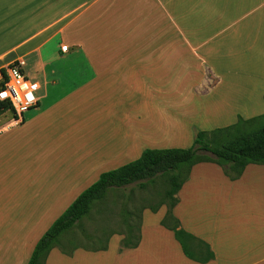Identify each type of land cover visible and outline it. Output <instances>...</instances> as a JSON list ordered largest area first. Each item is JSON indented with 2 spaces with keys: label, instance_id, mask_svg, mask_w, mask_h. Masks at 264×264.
<instances>
[{
  "label": "crops",
  "instance_id": "crops-1",
  "mask_svg": "<svg viewBox=\"0 0 264 264\" xmlns=\"http://www.w3.org/2000/svg\"><path fill=\"white\" fill-rule=\"evenodd\" d=\"M15 59L38 90L19 117L0 111V264H26L100 173L188 137L186 118L166 111L165 85L213 80L193 97L220 105L222 127L264 114V0H0V69ZM176 196L180 228L213 254L204 264H264V165L229 180L194 164ZM157 211L141 212L134 248L118 251L114 234L103 251L52 248L44 264H199Z\"/></svg>",
  "mask_w": 264,
  "mask_h": 264
},
{
  "label": "trees",
  "instance_id": "trees-1",
  "mask_svg": "<svg viewBox=\"0 0 264 264\" xmlns=\"http://www.w3.org/2000/svg\"><path fill=\"white\" fill-rule=\"evenodd\" d=\"M0 74L1 86L4 78L2 69ZM206 77L210 78L208 73ZM3 110L14 115L7 103L0 102V111ZM197 163L217 165L229 180H236L248 164L264 165V114L248 119L237 116L234 123L209 131L194 130L192 143L188 148L144 149L137 159L100 173L97 180L76 196L39 237L26 264H44L46 255L52 248H57L61 254L70 256L73 250L79 247L74 245L64 247L59 243V237L76 226L87 215L94 202L103 199L109 190L131 184L143 188L156 179L164 182V200L148 209L154 213L160 206L165 207L159 225L172 232L174 240L187 259L199 264L212 260L213 254L208 245L181 229L172 215V209L178 201L176 194L186 181L191 166ZM142 209L135 217L136 224L130 223V213L124 211L123 233L113 232L108 235L122 236L118 251L136 247L139 241ZM105 244L106 241L101 247L92 250H104Z\"/></svg>",
  "mask_w": 264,
  "mask_h": 264
},
{
  "label": "rangeland",
  "instance_id": "rangeland-1",
  "mask_svg": "<svg viewBox=\"0 0 264 264\" xmlns=\"http://www.w3.org/2000/svg\"><path fill=\"white\" fill-rule=\"evenodd\" d=\"M239 76L241 75H238L235 85L236 84L242 85L241 82H237L242 79ZM26 78L30 81H33L28 77ZM222 78L225 79V77ZM204 82H205L203 84L205 85L204 87H198V85H165L166 87L165 89L163 85V88L168 93V95H166L164 99H168V101L170 102L169 105L165 106L166 111L167 112H169V110L171 112L177 111V114H180L182 117L181 121L184 122L186 118L187 124L189 123L187 128L188 137L185 136L182 139L179 138L178 136L171 137L169 139V143L175 146L171 148H188L192 143L194 130H199L197 129V125L199 127H202L204 131H208L206 129L210 127L211 129L222 127L221 125L223 123L221 122H223L224 119L221 120L217 118V116H215V111L220 108V105L217 107L215 104H213L210 96L202 99L201 102L200 100L193 97V95L196 94L195 92L200 93L203 91L204 92L207 91V87L212 83L211 79H207ZM224 85H230V84H224ZM168 86H170L169 91L167 90ZM194 87H198V88H196V90L191 89ZM188 92H190L191 94L187 95ZM242 92L243 91L235 90L234 93L242 94ZM179 104L181 106H179ZM185 110L187 111L183 112ZM3 111H7V110H3ZM217 112L218 111H216V113ZM171 114H175V113H171ZM190 116L196 120L197 125L194 123L193 119L190 118ZM173 129L174 127H171V131ZM161 133L162 132L160 131L159 134ZM86 188L87 187H85L84 189ZM84 189H82L76 196H78ZM164 189H165L164 182L161 179H156L153 183L146 184V186L143 188L131 184L129 186L120 189L109 190L103 199L94 202L90 206L87 215L84 218H82L76 226L72 227L69 231L60 235L59 243L64 247H68L69 245H74V246H78L81 249L83 248L90 249L89 252L103 251V250H92V249L101 247L104 241H106L107 244L109 238L114 235L111 234L110 236H108L110 233L113 232L123 233L124 231L123 212L128 211L130 213L129 221L132 224H136L137 219L135 217L137 216L141 208H143L141 212L147 211L149 215L150 213L151 215H155L158 212L157 211L158 209L156 210L157 212L153 213L148 209V207H155L158 205L160 201L164 200L163 197ZM160 207H164V206H160ZM66 208L67 207H65L62 210V212ZM146 217L147 216H145V218ZM150 219L151 217H149L148 219L146 218V221H149ZM106 244H105V248H106ZM77 249L78 248H76L75 250ZM75 250H73V252Z\"/></svg>",
  "mask_w": 264,
  "mask_h": 264
},
{
  "label": "built area",
  "instance_id": "built-area-1",
  "mask_svg": "<svg viewBox=\"0 0 264 264\" xmlns=\"http://www.w3.org/2000/svg\"><path fill=\"white\" fill-rule=\"evenodd\" d=\"M59 49L65 51L66 46H60ZM23 64L21 59H15L2 68L4 78L0 86V102L7 103L16 117L35 107L38 90V84L24 76Z\"/></svg>",
  "mask_w": 264,
  "mask_h": 264
}]
</instances>
